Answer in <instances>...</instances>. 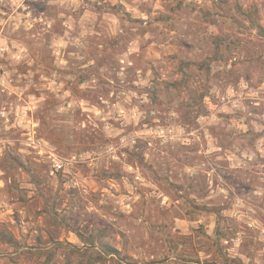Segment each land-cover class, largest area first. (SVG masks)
Instances as JSON below:
<instances>
[{
    "label": "rangeland",
    "instance_id": "1",
    "mask_svg": "<svg viewBox=\"0 0 264 264\" xmlns=\"http://www.w3.org/2000/svg\"><path fill=\"white\" fill-rule=\"evenodd\" d=\"M0 264H264V0H0Z\"/></svg>",
    "mask_w": 264,
    "mask_h": 264
},
{
    "label": "built area",
    "instance_id": "2",
    "mask_svg": "<svg viewBox=\"0 0 264 264\" xmlns=\"http://www.w3.org/2000/svg\"><path fill=\"white\" fill-rule=\"evenodd\" d=\"M53 166H54V167H56V169H57V170L61 168V165H60V164H58V163H54V165H53Z\"/></svg>",
    "mask_w": 264,
    "mask_h": 264
},
{
    "label": "trees",
    "instance_id": "3",
    "mask_svg": "<svg viewBox=\"0 0 264 264\" xmlns=\"http://www.w3.org/2000/svg\"><path fill=\"white\" fill-rule=\"evenodd\" d=\"M110 250V248H108ZM111 251V250H110ZM109 252V251H108ZM109 254V253H108Z\"/></svg>",
    "mask_w": 264,
    "mask_h": 264
}]
</instances>
